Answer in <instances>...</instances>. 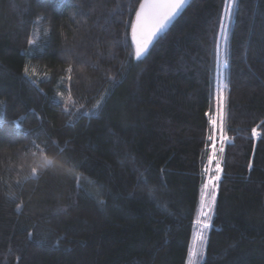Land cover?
<instances>
[{
	"label": "trees",
	"instance_id": "16d2710c",
	"mask_svg": "<svg viewBox=\"0 0 264 264\" xmlns=\"http://www.w3.org/2000/svg\"><path fill=\"white\" fill-rule=\"evenodd\" d=\"M140 2L0 0V264H189L225 0H192L137 59ZM231 19L200 263L264 264V0Z\"/></svg>",
	"mask_w": 264,
	"mask_h": 264
},
{
	"label": "rangeland",
	"instance_id": "374dc122",
	"mask_svg": "<svg viewBox=\"0 0 264 264\" xmlns=\"http://www.w3.org/2000/svg\"><path fill=\"white\" fill-rule=\"evenodd\" d=\"M235 1V0H234ZM234 8V3L232 4V10L230 18L225 17L223 14L222 22H221V29L219 34V49H218V71L215 83V92L213 96V110L211 114H209V121H210V130L207 135V142H210L209 149V159L207 165L204 167L207 169L205 171V182L203 188L201 189V199H200V206H199V213L196 220L195 230L192 235V243H191V251L195 252L200 248V236L204 235L206 237V233L210 228V219L206 217L210 215L212 218L214 205L212 206L211 211L207 207L208 202L211 200V196L213 191L215 192L216 196V188L217 183L220 179V170H221V157L224 152V147L226 144L231 142V139L225 133V106H226V85H225V75L224 70L227 67V62L225 61V49H226V38L227 33L229 31L230 25L232 24V12ZM40 22V21H39ZM38 31H33L30 34L31 40L33 42L39 36ZM211 121H215L213 124ZM223 149V150H221ZM211 157V160H210ZM217 164H219V171L217 170ZM219 176L218 179H214L215 177ZM207 185V187H205ZM207 223V229L203 228V224ZM206 245V244H205ZM203 246V255H204V248ZM203 256L199 257V259L193 255L189 257V264H201Z\"/></svg>",
	"mask_w": 264,
	"mask_h": 264
},
{
	"label": "snow or ice",
	"instance_id": "6c2138e0",
	"mask_svg": "<svg viewBox=\"0 0 264 264\" xmlns=\"http://www.w3.org/2000/svg\"><path fill=\"white\" fill-rule=\"evenodd\" d=\"M188 0H143L140 4L138 10L136 11L135 22L132 23V40L135 44V56L137 59H140L148 51L149 46L154 42L157 35L165 30L168 24L179 14V12L184 8ZM234 0H225V17L230 18L232 4ZM29 43H33V40L29 39ZM25 74L27 75L29 69L25 66ZM68 73L72 72V67L69 66L66 70ZM71 75L68 79L71 80ZM59 94V93H58ZM62 95V94H59ZM71 97H69L70 99ZM0 104H3L0 101ZM100 101L97 102L99 106ZM215 124V121H211ZM264 123V122H262ZM257 128L252 129V135L257 136ZM38 147V146H37ZM223 150V149H221ZM60 152H63V149H59ZM211 160V157H210ZM53 166V161L48 159L45 156L41 161V167L48 168ZM251 167V165H249ZM217 170L219 171V164H217ZM207 171V169H205ZM33 175L38 174V169L33 167L31 169ZM219 176L214 179H218ZM78 182L79 179L77 178ZM207 187V185H205ZM215 203V192L213 191L211 200L208 202L207 207L209 212L212 209V206ZM210 219V215L206 217ZM208 224L204 223L203 228L207 229ZM206 244V237L204 235L200 236V248L193 252L190 250V257L195 255L198 259L203 256V246Z\"/></svg>",
	"mask_w": 264,
	"mask_h": 264
},
{
	"label": "water",
	"instance_id": "95a60500",
	"mask_svg": "<svg viewBox=\"0 0 264 264\" xmlns=\"http://www.w3.org/2000/svg\"><path fill=\"white\" fill-rule=\"evenodd\" d=\"M192 0H188V2L185 4V6H184V8L179 12V14L168 24V26H167V28L165 29V30H163L162 32H160L158 35H157V37L158 36H160V35H162V34H164V33H166L168 30H169V28L171 27V25L173 24V22L179 17V15L181 14V12L190 4V2H191ZM143 2V0H141V2H140V4ZM140 4H139V6H140ZM139 6H138V8H139ZM138 8H137V10H138ZM135 16H136V13H135ZM135 16H134V19H133V22H135ZM132 22V23H133ZM132 26V25H131ZM157 37H156V39L154 40V42L157 40ZM130 40H131V44H132V46H133V49H134V52H135V44H134V42H133V40H132V27H131V29H130ZM154 42L149 46V48L154 44ZM148 48V49H149Z\"/></svg>",
	"mask_w": 264,
	"mask_h": 264
}]
</instances>
